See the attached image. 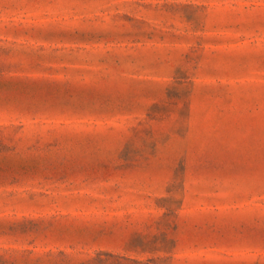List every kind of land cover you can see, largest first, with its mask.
Masks as SVG:
<instances>
[{
  "label": "rangeland",
  "instance_id": "1",
  "mask_svg": "<svg viewBox=\"0 0 264 264\" xmlns=\"http://www.w3.org/2000/svg\"><path fill=\"white\" fill-rule=\"evenodd\" d=\"M0 264H264V0H0Z\"/></svg>",
  "mask_w": 264,
  "mask_h": 264
}]
</instances>
